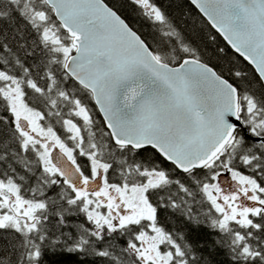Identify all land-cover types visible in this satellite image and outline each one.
<instances>
[{"label": "snow or ice", "instance_id": "1", "mask_svg": "<svg viewBox=\"0 0 264 264\" xmlns=\"http://www.w3.org/2000/svg\"><path fill=\"white\" fill-rule=\"evenodd\" d=\"M0 264H264V0H0Z\"/></svg>", "mask_w": 264, "mask_h": 264}]
</instances>
